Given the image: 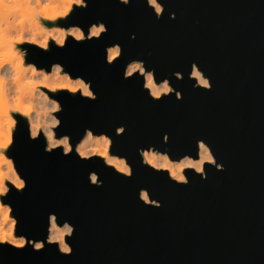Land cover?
I'll list each match as a JSON object with an SVG mask.
<instances>
[{"label": "water", "instance_id": "water-1", "mask_svg": "<svg viewBox=\"0 0 264 264\" xmlns=\"http://www.w3.org/2000/svg\"><path fill=\"white\" fill-rule=\"evenodd\" d=\"M157 1L159 19L146 0L127 6L84 0L86 7L73 4L67 15L45 20L79 26L82 39L68 35L47 48L21 44L27 62L47 70L61 65L87 82L95 98L80 90L48 91L62 109L54 132L69 137L68 156L62 146L45 152L44 133L30 139L28 118L13 112L7 155L24 186L7 181L1 200L26 242L0 243V264H264V0ZM101 22L107 32L89 35ZM113 44H120V54L108 65L106 48ZM132 61L155 69L154 80L167 79L171 91L150 98L138 70L125 80ZM194 67L211 89L198 85ZM85 129L111 139L109 152L125 158L132 177L99 155H76ZM200 141L214 160L199 173L186 167L188 184L141 163L138 149L197 159ZM89 173L103 185H91ZM52 216L73 229L65 237L70 254L49 243ZM36 241L39 251L29 245Z\"/></svg>", "mask_w": 264, "mask_h": 264}, {"label": "bare ground", "instance_id": "bare-ground-1", "mask_svg": "<svg viewBox=\"0 0 264 264\" xmlns=\"http://www.w3.org/2000/svg\"><path fill=\"white\" fill-rule=\"evenodd\" d=\"M69 2L70 0H39V3H37V0H0V76L4 77L5 79V84L3 87V98L2 100H0V113L4 110L5 111L7 110L6 105L11 100L15 101V96L17 95L15 89L16 87H18V85L14 80H12V77L17 73V71H19L22 81H26L28 79H35L40 75L48 83H55V82L62 83L60 87L55 86L54 88H59V89L67 88L70 91H73V89H75L74 86H71L69 84H63L64 77L59 75L58 71H54V69L59 68L57 64L56 65L54 64L52 68L53 70L51 69L49 71H44V70L39 71L35 69L33 65L29 66L25 64L22 56L23 63L21 64L19 69L15 67V65L18 64L21 60V52L16 47V43L19 42L16 40V37H18L21 34V32H23L24 41L36 44L37 46L42 48L48 47L49 40L50 41L54 40L57 44L61 45L58 42V40L61 38L60 37L61 32L64 33V36L62 37L63 43L68 35H72L73 37H75L72 33L73 30L77 28L80 30L82 37H84L83 31L79 26H70V27L46 26L47 24L45 23V20L52 19L50 17H54V19H56L57 17L65 16L70 12L73 4H76V0H71L70 6H69ZM66 9L67 11H65ZM20 20H23L24 23L23 24L18 23V21ZM93 25H95L96 27L100 26V24H93ZM89 35H90V31H89ZM33 39L35 40V42H33ZM133 63H140L141 67H143L141 62L132 61L128 64L127 73L131 70V65ZM136 70L139 71V69ZM196 72L201 73L196 67H194L192 75ZM143 74L145 77V86L149 88L150 93L153 90L160 91L163 88L165 80L157 83L154 80L153 74L151 73L153 80L152 83L149 84L147 80V76L149 72L145 71ZM45 77L47 79H45ZM196 78L198 81L199 79H207L202 75V73L200 77H196ZM76 79L81 84L83 94L86 95V90L91 92L87 82H85L80 77H76ZM39 87L28 89L24 94V100L35 102L37 107L43 108L47 99L45 93L44 92L42 93ZM44 87H46V85L42 86V88ZM168 87L171 89L169 84ZM162 93L163 92H161V94ZM7 120L9 125V132L8 135L6 136V141L10 143L12 141L11 129L14 124L13 122L10 121V119ZM28 122L30 123L29 118H28ZM39 130L40 129L38 128L37 131ZM53 139L57 140L59 138L53 135ZM105 141H107L106 144ZM110 144H111V139L105 134L95 135L92 133L91 136H89L87 133H85L83 138L77 143L75 149L77 152H81V151L84 152L86 156L99 155L103 157L107 163L113 165L117 170H119L121 167L130 168L124 157H120L118 155L111 154L109 152ZM144 151L155 154L157 157L166 156L167 157L166 160L157 159L155 163L157 165L167 164L168 167L163 169H167L170 175H171V171L174 170L179 171V174L185 175L183 171L186 167H188L187 165L189 163L199 164L202 172L203 163L205 162L202 160V157L205 154L211 155L213 157L209 147L202 141L199 142V157L197 159H194L189 155H185L179 160H173L168 156L166 152L163 153L152 149L144 150ZM179 164H183L185 165V167H183L182 170L177 169V165ZM11 182L14 184V186H16V183H21V182L24 185V180L20 178L16 180L14 179ZM141 197L146 201L149 200L146 191L141 192ZM6 217L8 218L7 215ZM15 224H16V220L15 222L11 223L12 230L13 228H15ZM67 227L72 228L71 225H69L68 223H65L63 225H58L55 222L54 217L52 216L51 223L49 226V239L52 236H57L60 235L61 233H64ZM6 234H8V239H7L8 242L11 243L12 240L18 241L17 239L14 238L11 232L9 233L4 232L0 226V240H2ZM65 237L66 234L63 237L64 243L70 247L67 241H65ZM23 239H25V237L21 236V239L19 240H23ZM37 242L42 244L41 241H36L35 243ZM57 243L59 245L58 241Z\"/></svg>", "mask_w": 264, "mask_h": 264}, {"label": "clouds", "instance_id": "clouds-1", "mask_svg": "<svg viewBox=\"0 0 264 264\" xmlns=\"http://www.w3.org/2000/svg\"><path fill=\"white\" fill-rule=\"evenodd\" d=\"M76 2L78 3H82L84 4V6L86 7L87 4L84 3V0H76ZM119 2L125 6L129 5L131 3V0H119ZM37 3H39V0H37ZM70 3H71V0L69 2V6H70ZM146 3L147 5L154 10V14L156 16L157 19H159V14L161 13L162 11V8H161V4L157 2V0H146ZM67 11V9L65 10ZM52 19H54V17H50ZM171 18H175V13H172L171 14ZM18 23L20 24H23L24 21L23 20H20L18 21ZM108 29L105 28V24L103 22L100 23V26L99 27H96L95 25L91 26L89 31H90V35L91 36H99L101 32H107ZM75 38L77 40L79 39H82V35L80 33V30L77 28V29H74L73 30V33H72ZM64 36V33L61 32L60 33V39L58 40V42L62 45L63 44V39L62 37ZM135 35L133 34L132 38H134ZM16 40L19 41V42H24V37H23V32H21V34L16 37ZM33 42H35V40L33 39ZM46 46V45H45ZM106 56H105V61L108 65H111L112 64V61L116 58V56H118L120 54V44H113V45H110L106 48ZM22 56H23V53H21V60L18 64L15 65V67L17 69H19V67L21 66V64L23 63V60H22ZM136 69H139L140 73H144L145 72V68L141 67V64L140 63H133L131 65V70L125 74L123 72V78L126 80L127 79V76H130L132 75V72L135 71ZM149 74L147 76V80H148V83L151 84L152 83V80H153V77L151 75L152 72H155V69H151V70H148ZM173 75L175 76V78L177 80L178 79V72H174ZM193 75H195L196 77H200L201 73L199 72H196L194 73ZM169 78V77H168ZM45 79H47L45 77ZM12 80H14L18 87H16L15 91L17 93V95L15 96V101H16V110L21 112L24 116H28L30 114V112L32 111V105L30 103H24L23 100H24V94L25 92L30 89V88H35L37 87L41 82L40 81H34L32 79H28L26 81H22L21 79V76L19 74V71H17V73L12 77ZM4 84H5V79L4 77L0 76V100H2L3 98V87H4ZM143 85V84H142ZM198 85H202L204 86L205 88L207 89H211V87H209V79H199L198 81ZM198 85L194 84L193 86L194 87H198ZM61 85H57V87H60ZM169 91H171V89L168 87V84H167V79H165V82H164V86L163 88L160 90V91H157V90H153L150 94H148V96L150 98H156V99H159V97L161 96V92L163 93H168ZM86 95H88L89 97H93V93L92 92H89L86 90ZM175 97L177 100H180L181 99V95H180V92L179 91H176L175 92ZM95 98V97H93ZM51 111L53 112H62V109L60 108V106L58 104H54V107L51 109ZM60 124V119H53L52 121V125H59ZM40 127L39 124H33L32 127H31V130H30V135H29V138L30 139H35L38 135V132H37V129ZM86 133L91 136V131L89 129H85ZM120 132H123V126H121V128L119 129ZM167 135V133H165V136ZM46 137H47V142L45 144V152H51V150L53 148H56L57 146H62V155L63 156H68L69 153H73L71 147H70V140H69V137L68 136H64L62 139H57V140H54L53 139V134L52 132H46ZM71 141H72V138H71ZM8 143L9 142H5L2 146L4 148H7L8 147ZM72 143V142H71ZM107 143V141H105V144ZM164 143H167V141L165 140ZM73 144V143H72ZM139 151V155L142 157L141 159V163L142 164H146L148 166H150V168H167L168 165L167 164H162V165H157L155 163V161L157 159H164L166 160L167 157L164 156V157H157L155 154H152V153H149L147 151H144L143 149H138ZM76 155L84 160L86 154L84 152H75ZM202 160L203 161H209L211 162L213 160V157L211 155H207L205 154L203 157H202ZM188 167H191L195 170V173H199L201 172V168H200V165L199 164H192V163H189L187 165ZM183 167H185V165L183 164H179L177 165V169H180L182 170ZM217 169H221L220 167L217 166ZM119 172L120 173H124L125 177H132L133 173H132V170L129 168V167H121L119 169ZM206 173L201 175L202 178H206ZM89 182L91 185H95L97 187H101L103 185V181L100 179V182L97 184L96 181H97V176L95 174H92V173H89ZM171 180L177 182V183H180V184H188L189 183V179L188 177L186 178L185 175H182V174H179V171H171V175L169 177ZM3 179L4 177L3 176H0V196H3L7 193L8 189L6 187L3 186ZM24 185L23 183H16V187L17 188H22ZM140 192V191H139ZM139 199H140V195H139ZM141 200V199H140ZM66 233L71 236V233L73 231L72 228L70 227H67L65 229ZM65 233H61L60 235H57V236H52L50 237L49 239V243H52V242H59V245H58V250L60 253H63V254H70L72 252V248H70L67 244L64 243V237ZM8 239V234H6L2 240H0V243H3L4 241H7ZM11 243L13 245H17V246H23L24 244V241L23 240H20V241H16V240H12ZM31 246V248L35 251H39L41 250V248L43 247V245L39 242L35 243V244H29Z\"/></svg>", "mask_w": 264, "mask_h": 264}, {"label": "rangeland", "instance_id": "rangeland-1", "mask_svg": "<svg viewBox=\"0 0 264 264\" xmlns=\"http://www.w3.org/2000/svg\"><path fill=\"white\" fill-rule=\"evenodd\" d=\"M58 9H61V8H58ZM59 17H61V16H59ZM56 19H47V20L54 21ZM46 26H50V25H46ZM51 26L60 27L58 25H51ZM25 42L26 41L16 43L17 49L20 50L21 53H23L24 63L29 65V66L33 65L35 67V69H37L39 71L40 70L49 71L45 68H39L35 64H33L31 62H27L25 60V50H23L21 48V44H23ZM49 42H50V40H49ZM57 65L59 66V68L54 69V71H58L59 75L64 77L63 84H69L71 86H74L75 91L80 90L82 92V87H81L80 82H78V80L76 78H72L66 71H64L61 65H59V64H57ZM53 66L51 67V69L53 68ZM32 80L41 82L37 87L40 86L39 89L42 93L43 92L45 93L47 100H46V103L43 106V108L37 107L35 102L23 100L24 103H30L32 105V111L27 116V118H29V120H30L29 128L31 130V127L33 124H39L40 130L37 131L38 134L41 133V131H42L46 137V132L50 131L55 136L54 127L56 125H52V121L54 118L55 119H58V118L56 117L55 112L51 111V109L54 107V104L59 105V103L56 99L50 97L48 91H53V90L59 89V88H54V87L57 85H61L62 83H60V82L48 83L40 75L38 77H36L35 79H32ZM43 85H46V87L42 88ZM64 89H67V88H64ZM6 106H7V108H6L7 110L6 111L4 110L0 113V143L6 142V136L8 135V132H9V125H8L7 119H10V121L13 122V124H14L12 126V129H11V135H12V139H13V132H14L15 126H16V119L13 116V112H19L16 110V101L11 100ZM61 138H63V137H61ZM61 138H59V139H61ZM46 139H47V137H46ZM11 143H12V141L8 144L7 148H0V173H3V177H4L3 186L6 187L7 189H8L7 181L11 182L12 180H14V179L16 180L18 178L23 179L19 176L18 172L16 171L12 158L7 155V150H8ZM6 215L8 216L7 219H5ZM13 222H15V217L11 213V207L9 204L3 203V201L1 200V196H0V226L4 232H6V233L11 232L13 234L14 238L17 239L18 241H20L19 239H21V236H17L15 234V228H13V230L11 228V223H13ZM64 233L67 235L66 231H64ZM48 240H49V236H48ZM23 241L25 244L26 240L23 239ZM65 241H66V239H65Z\"/></svg>", "mask_w": 264, "mask_h": 264}, {"label": "snow or ice", "instance_id": "snow-or-ice-1", "mask_svg": "<svg viewBox=\"0 0 264 264\" xmlns=\"http://www.w3.org/2000/svg\"><path fill=\"white\" fill-rule=\"evenodd\" d=\"M77 4H82V3H78V2H76ZM85 7V6H84ZM73 91H75V89H73ZM5 142H3V143H0V148H4L2 145L4 144ZM218 167H220V165H217ZM0 176H3V173H0ZM7 217L5 216V219H6Z\"/></svg>", "mask_w": 264, "mask_h": 264}]
</instances>
